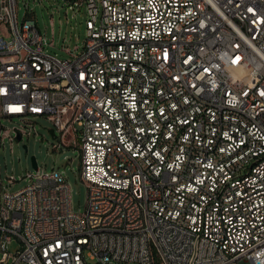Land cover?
<instances>
[{
    "label": "built area",
    "instance_id": "built-area-1",
    "mask_svg": "<svg viewBox=\"0 0 264 264\" xmlns=\"http://www.w3.org/2000/svg\"><path fill=\"white\" fill-rule=\"evenodd\" d=\"M17 2L0 0V113L22 125L0 121V148L49 120L88 194L76 211L58 168L27 173L37 192L0 172V264H264V0H85L68 58Z\"/></svg>",
    "mask_w": 264,
    "mask_h": 264
},
{
    "label": "rangeland",
    "instance_id": "rangeland-1",
    "mask_svg": "<svg viewBox=\"0 0 264 264\" xmlns=\"http://www.w3.org/2000/svg\"><path fill=\"white\" fill-rule=\"evenodd\" d=\"M80 2L81 0L76 2L72 0H18V18L22 22L28 12L29 16L35 18L39 29L47 37L46 51L60 58H68L71 52L79 53L82 50L87 37V4L85 0L82 5ZM36 121L35 133L25 135L23 139H15L14 142L7 138L5 146L0 148L2 178H5L6 182L14 174L16 181L8 183V189L16 191L22 188L28 183L25 179L27 173L37 172L32 160V156H35L40 168L51 170L55 167L64 172L71 184L74 209L83 211L88 188L79 175L81 159L80 150L75 146V138L70 137V134L65 135L64 142L71 140L72 145L61 144L60 134L58 138L52 136L50 132L52 123L49 120L37 118ZM2 122L12 130V134L14 127L22 125L17 117L5 118ZM58 144L62 145V150L54 147ZM20 245V240L14 237L9 242L8 249L15 252Z\"/></svg>",
    "mask_w": 264,
    "mask_h": 264
},
{
    "label": "bare ground",
    "instance_id": "bare-ground-1",
    "mask_svg": "<svg viewBox=\"0 0 264 264\" xmlns=\"http://www.w3.org/2000/svg\"><path fill=\"white\" fill-rule=\"evenodd\" d=\"M12 119V116L10 113H0V121H2V119ZM3 128H8L5 124H3ZM2 137H3V147L5 146L6 143V139L9 138L11 140V131H9V129H2ZM7 170V169H6ZM7 176V175H6ZM5 176V177H6ZM9 177V176H8ZM7 178V177H6ZM5 179V178H4ZM3 179V184L5 186L8 185V183H15L16 181V176H10L8 178V181H4ZM7 180V179H6ZM20 182V181H19ZM12 185V184H11ZM11 187V186H10ZM25 187V185L23 186ZM18 189V188H17ZM27 189L28 192H37V184H35L34 182H28L27 183ZM15 190V189H14ZM12 192H19V189L16 191H12ZM27 218H34V210H27Z\"/></svg>",
    "mask_w": 264,
    "mask_h": 264
},
{
    "label": "water",
    "instance_id": "water-1",
    "mask_svg": "<svg viewBox=\"0 0 264 264\" xmlns=\"http://www.w3.org/2000/svg\"><path fill=\"white\" fill-rule=\"evenodd\" d=\"M50 132H51V134H52V136H53L54 138H57L58 135L56 134V131H55L54 128H51V129H50ZM20 138H21V135H18V139H20ZM26 147H27V146H26ZM32 160H33V164H34V166L37 167L38 164H37L36 157H35V156H32Z\"/></svg>",
    "mask_w": 264,
    "mask_h": 264
},
{
    "label": "trees",
    "instance_id": "trees-1",
    "mask_svg": "<svg viewBox=\"0 0 264 264\" xmlns=\"http://www.w3.org/2000/svg\"><path fill=\"white\" fill-rule=\"evenodd\" d=\"M27 14H28V12H27Z\"/></svg>",
    "mask_w": 264,
    "mask_h": 264
}]
</instances>
